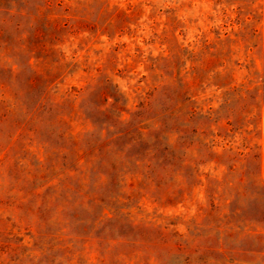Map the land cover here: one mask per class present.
<instances>
[{"label": "rangeland", "instance_id": "374dc122", "mask_svg": "<svg viewBox=\"0 0 264 264\" xmlns=\"http://www.w3.org/2000/svg\"><path fill=\"white\" fill-rule=\"evenodd\" d=\"M0 264H264V0H0Z\"/></svg>", "mask_w": 264, "mask_h": 264}]
</instances>
